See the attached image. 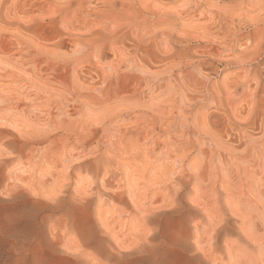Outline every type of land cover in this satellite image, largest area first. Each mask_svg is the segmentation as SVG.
<instances>
[{
    "label": "rangeland",
    "instance_id": "rangeland-1",
    "mask_svg": "<svg viewBox=\"0 0 264 264\" xmlns=\"http://www.w3.org/2000/svg\"><path fill=\"white\" fill-rule=\"evenodd\" d=\"M0 264H264V0H0Z\"/></svg>",
    "mask_w": 264,
    "mask_h": 264
}]
</instances>
